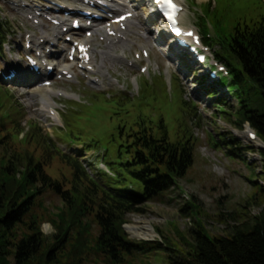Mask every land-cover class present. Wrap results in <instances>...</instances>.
I'll list each match as a JSON object with an SVG mask.
<instances>
[{
	"label": "trees",
	"instance_id": "obj_1",
	"mask_svg": "<svg viewBox=\"0 0 264 264\" xmlns=\"http://www.w3.org/2000/svg\"><path fill=\"white\" fill-rule=\"evenodd\" d=\"M205 12L214 18L233 82L240 86L239 106L222 108L221 114L239 129L248 123L264 142V2L248 6L230 22L217 17L216 7ZM206 28L203 23L204 32ZM5 39L0 22V47ZM4 90L2 103L11 98ZM151 95L139 101L105 96L109 108L116 109L119 124L111 136L119 141L110 144L105 154L115 177L100 174L98 180L88 176L76 159L63 155L39 126L30 124L20 139L22 126L0 102V110L4 108L0 111V264H81L90 242L113 264L136 250L146 251L127 237L122 225L143 204L164 202L194 164L198 145L185 119L197 117L192 106L182 100L177 107L180 114L168 121L167 111L154 106L157 98ZM220 139L232 158L241 157L237 152L242 145L234 137ZM256 151L260 155L256 176L264 182V150ZM252 187L249 200L261 206L257 215L244 214L226 224L223 234H211L198 223L181 250L169 251L168 264H264V188L256 181ZM52 197L59 205L53 200L47 204ZM192 207L188 203L181 212ZM45 221L53 228L50 235L41 230ZM163 244L156 241L154 248Z\"/></svg>",
	"mask_w": 264,
	"mask_h": 264
},
{
	"label": "rangeland",
	"instance_id": "obj_2",
	"mask_svg": "<svg viewBox=\"0 0 264 264\" xmlns=\"http://www.w3.org/2000/svg\"><path fill=\"white\" fill-rule=\"evenodd\" d=\"M193 1L194 4L190 3L189 0H183L187 8L181 15V22L186 27H199L197 20L199 19L198 13L202 14L201 5L211 2V0ZM7 2L8 0H0V21L3 24L5 23L4 25L7 23L9 26H12V30L7 34L8 39H10L9 43H5L2 48V54H0V68L10 67V62H12L22 69L25 64L22 60L21 42L18 38L26 32H34L37 35L38 32L36 29L29 30L32 25L31 21L25 15H21L15 11ZM131 2L134 4L137 12L136 20L137 16L140 18L141 15L146 16L143 11H145L147 5L143 1L131 0ZM258 3H260V0H216L213 1L212 8L216 7V15L222 22H230L232 19L242 15L248 6ZM211 16L212 14H204L205 23L211 29L212 27L218 29L215 27L214 18ZM146 22L147 19L144 20V23ZM156 25V21L151 19L148 26L142 25L141 27L146 30L148 29L147 31L151 33L148 32L146 37V40L152 44V46L149 45L153 64L152 73L150 74L160 73L162 75L163 73L165 79L164 89L169 90L173 88L172 81H176L179 91L174 86L171 94L168 95L167 91L159 87L161 83L159 76L147 75L139 80L137 78L140 75L138 66L129 67L124 62L116 61H107L106 65L110 71L111 78L104 77L102 89L110 88V91H120L123 93H126L125 90L127 89L131 96H135L134 98L136 99L140 87V95H147V98L150 90L155 88L156 93L154 94H157L156 96L158 97L154 106H160L165 111H173L170 115H167L166 119L168 121L172 115L179 114L177 107L178 104H181L182 96V98L188 101V104L193 105L191 108L196 111L197 117L195 120H191L189 116L185 119L196 136L198 145L194 154V164L190 167L186 176L178 182V185L168 191L164 202H147L142 205L139 212L131 213L127 216V226L138 225L140 222L149 223L154 230L155 236H149L145 239L153 237L149 240L155 241L160 238V241L161 239L163 240V246L154 248L156 242L147 243L146 241H138L142 244V247L146 248V251L136 250L132 256L126 257L122 262L117 264H168L167 256L169 255V251L172 249L181 250L183 241L191 240L190 230L193 227H197L198 223L203 225L211 234H223L226 224L239 220L238 218H241L244 214L247 217L257 215L261 211L260 204L257 205L252 200H249L250 195L253 193L252 182L256 181L258 185L264 188V182L256 176L260 161V155L256 150H261L257 145L261 142L260 139L257 137L251 140L247 137L248 129L251 130L248 123L242 124L241 129H239L237 126H232L228 123L223 118V115H220V109L215 111L214 105L217 100H215V97H206L207 93H211V88L200 79V72L195 71L192 73L194 67L190 66L189 61L183 59V61L177 62L180 67L178 70L174 69L173 63L167 60L159 51L160 47L163 48V46L156 44L155 40L160 35L155 34V32L153 34V31H151ZM138 26L140 28L139 24ZM132 36L134 35L132 34L129 39H132ZM135 36L139 37V43L143 44L145 42L142 37L144 36L142 29ZM96 37L98 35L94 36V39ZM133 39L135 41L138 40ZM58 47H64L61 41ZM102 49L103 46L99 44V50ZM120 49L121 47H118L115 50L119 51ZM127 49L124 48L126 57L133 59L132 53L137 50V47L133 46L128 51ZM132 78H136L135 81L132 82ZM109 80L112 81L108 82ZM52 81L53 83L50 86L53 89L73 92L77 95V98L80 97L77 102L61 97L55 99L54 105L59 109L60 113H68L65 120L69 121L66 124V128L59 132L62 134L65 142L57 140L58 145L62 144L65 149L68 147L66 144L68 133L73 135L72 138L78 143L89 145L96 143L98 146L104 148H108L110 144H118L119 139L111 136L112 131L119 124L118 117L115 116L117 115L115 114L116 109L113 107L109 108L111 102L106 100L103 94H96L90 90H94L91 87L94 86L93 83L85 85L81 82L78 84L64 80V78L59 79L55 77ZM8 82H4V87H7L11 101L10 99L5 100L3 103L0 101L2 106L10 108L9 111H11L13 119L18 121L22 127L29 128V124L38 125L42 128L43 133H47L42 121L43 114H40L39 110L41 108L40 97L28 93L29 86L21 80H17L16 83L12 82L13 84L10 85L6 84ZM220 90L223 93V97L228 95H224L225 88H221ZM0 94V100H3L4 96H6L5 90L0 88ZM227 99L233 103L231 107L237 108L239 106L231 96L229 97L228 95ZM139 100L136 99V101ZM66 101H68L67 104ZM173 103L175 104V108L168 105ZM16 108L17 114L14 115ZM67 109H69L68 112ZM57 124H60L59 127L64 124L62 117ZM54 128H52L53 133ZM223 135L234 137L235 142L242 145L240 151L237 152L241 157L232 158L227 153L225 144L218 138ZM211 136L217 141L216 146L213 145ZM251 147L255 150H249ZM70 148L74 149V147ZM88 151L90 150H84L83 155L91 153ZM134 188L139 190L138 186H134ZM50 200L57 203V199L52 197L47 199L48 205H51ZM188 203L192 204L193 207L184 213L181 212V209ZM57 204L59 205V203ZM127 226L126 234L129 238L137 240L130 237L131 233L127 229ZM144 228L147 230L146 227ZM42 231L46 235H50L53 232L49 222L45 221L43 223ZM97 233L98 228L94 225V234L97 235ZM152 246L153 248H150ZM69 250L70 247L67 246L66 251L68 252ZM82 257H84L82 264H113L99 255L95 251V248L91 246V242L87 246V253L82 255Z\"/></svg>",
	"mask_w": 264,
	"mask_h": 264
},
{
	"label": "bare ground",
	"instance_id": "obj_3",
	"mask_svg": "<svg viewBox=\"0 0 264 264\" xmlns=\"http://www.w3.org/2000/svg\"><path fill=\"white\" fill-rule=\"evenodd\" d=\"M198 1H205V0H198ZM114 3H116L117 5H121V3H118L117 1H114ZM108 12H115L114 13L115 16H117L119 13H122V11L117 10L116 7H114V6H109ZM145 15H146L145 18L147 20H149L150 17H151V14L148 12L147 9H145ZM133 27H136L135 23H131V26L129 27V30L133 29ZM161 30H162L161 26L158 25V28H157L156 31L157 32H161ZM125 40L127 41L129 39L127 38ZM129 42H131V41H129ZM156 42L161 44L162 40L161 39H158V40L156 39ZM61 52H62V50H57L56 53L54 55H52L53 56L52 58L53 59H57L58 57H60ZM103 53L104 54H108L109 51H106V52H103ZM106 57H108V55H106ZM69 66L70 65H66V67L63 66V68H69ZM102 67H103V63L101 62L99 64V66H98V70H100ZM39 72L44 73L45 69H43L42 71L39 70ZM32 77H34L37 80V76H32ZM38 78H41V77H38ZM42 81H44V80H42ZM39 82H41L40 79L37 82H34V83L31 82L30 83V87L28 89V93H30L32 95H38L40 97V105H41L40 113L43 112V111L45 112L46 109H47L48 112L50 110H54L51 107L52 104H53V95H60V93L58 91H54L53 89H49L46 86L41 85ZM67 94H68L67 97H75L76 96L74 93L67 92ZM248 130H250V129H248ZM257 145L258 146H263V144L260 143V142ZM144 227H146L147 230H145ZM127 229L130 231V233H131V235L133 237H136V238H139V239L140 238H146V237L154 235V231H153L151 225H149V223H145V222H140L138 225H129V226H127ZM141 229L144 230V231H142Z\"/></svg>",
	"mask_w": 264,
	"mask_h": 264
},
{
	"label": "snow or ice",
	"instance_id": "obj_4",
	"mask_svg": "<svg viewBox=\"0 0 264 264\" xmlns=\"http://www.w3.org/2000/svg\"><path fill=\"white\" fill-rule=\"evenodd\" d=\"M159 3H162L165 5L167 11L165 13L167 19L172 22L173 26H175V13L178 11L177 6L173 3V0H158ZM123 19V17H122ZM175 31L177 34H180L179 28H176ZM188 35H191V33H188Z\"/></svg>",
	"mask_w": 264,
	"mask_h": 264
},
{
	"label": "water",
	"instance_id": "obj_5",
	"mask_svg": "<svg viewBox=\"0 0 264 264\" xmlns=\"http://www.w3.org/2000/svg\"><path fill=\"white\" fill-rule=\"evenodd\" d=\"M259 148H262V149H264V144H263V146H260Z\"/></svg>",
	"mask_w": 264,
	"mask_h": 264
}]
</instances>
